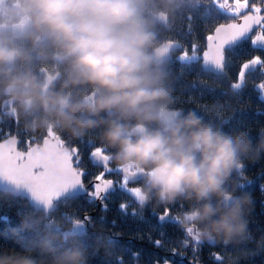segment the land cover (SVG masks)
I'll use <instances>...</instances> for the list:
<instances>
[{
    "label": "clouds",
    "instance_id": "9594fccd",
    "mask_svg": "<svg viewBox=\"0 0 264 264\" xmlns=\"http://www.w3.org/2000/svg\"><path fill=\"white\" fill-rule=\"evenodd\" d=\"M182 2L0 0V118L102 148L136 203L162 206L185 246L209 245L213 264H255L264 233L250 227L246 161L264 152V126L254 136L177 103L172 28ZM17 187L34 211L22 215V239L0 243V264H89L85 223L52 216L47 200Z\"/></svg>",
    "mask_w": 264,
    "mask_h": 264
},
{
    "label": "trees",
    "instance_id": "16d2710c",
    "mask_svg": "<svg viewBox=\"0 0 264 264\" xmlns=\"http://www.w3.org/2000/svg\"><path fill=\"white\" fill-rule=\"evenodd\" d=\"M254 2L258 3V0H249V4ZM212 7L214 11L209 15ZM231 19L232 14L210 5L207 0H183L180 4L172 28L174 41L183 45V49H176L172 56L175 94L177 103L185 107L202 106L209 116L218 120L227 119L229 124L225 127L247 128L255 136L259 127L264 126V96L256 87L264 77H261L259 69L247 72L245 85L237 92L231 90L229 84L235 81L241 62L254 56L264 58V45L253 44L254 35H251L226 48L225 55L231 60L227 77L205 71L200 57L207 43L209 28ZM192 44L197 45L199 59L181 61V51L186 49L191 55ZM9 134H17L21 138V148L42 142L48 136H58L51 129L45 135L39 129L35 132L27 130L23 121L2 117L0 139ZM58 137L71 148H76L78 144L79 167L91 168L87 159L88 143L65 141ZM246 164L247 177L253 181L248 190L256 202L249 217L250 227L259 237L264 233V193H261L260 187L264 184V152L260 159H249ZM111 178L119 183L121 176L113 171ZM84 180L89 182L87 178ZM131 185L132 182L125 178L124 187L128 191L123 192L119 188L110 190L101 207L89 194H85L62 199L58 208L51 212L58 218L68 214L85 222L87 233L83 240L88 249L89 264H190V260L194 264H213L209 245L190 241L185 246L182 242L185 234L181 228L168 217L161 219L162 206L153 207L149 203L141 208L130 195L136 191ZM89 191H92L91 187ZM31 211L34 208L25 197L0 191V243L10 244L22 239L24 233L19 227L22 215ZM255 264H264V254L255 258Z\"/></svg>",
    "mask_w": 264,
    "mask_h": 264
},
{
    "label": "snow or ice",
    "instance_id": "6c2138e0",
    "mask_svg": "<svg viewBox=\"0 0 264 264\" xmlns=\"http://www.w3.org/2000/svg\"><path fill=\"white\" fill-rule=\"evenodd\" d=\"M207 2L232 14L230 22L217 23L209 28L206 48L202 54L205 66L211 65L217 75L227 77L231 60L225 55L226 45L230 48L249 33L254 25L258 26L259 31L253 37V44L264 43V0L251 4L249 0H234L232 3H229V0H207ZM213 11L212 7L208 14L210 15ZM175 48L183 49V45L175 42ZM179 59L181 61L198 60L197 45L192 44L191 55L188 50H182ZM257 69L261 77H264V58L260 56L241 62L235 74V81L229 84L230 89L234 92L241 90L245 85L246 73L255 72ZM256 87L264 96V79ZM14 143V140H8L0 145V174L8 175L12 179H25L30 182L38 196L54 195L63 187L82 186L84 178L89 180L92 188V191L88 193L91 199L103 201L106 194L116 188L123 192L128 191L124 187L125 178L121 177L119 183L112 180L113 170L106 163L107 157L103 155V149L100 147H94L91 144L87 146V159L91 168H84L79 167L80 150L66 148L63 140L58 137H52L51 140L45 141L42 148L30 149L26 154L16 152L13 148ZM98 154H101L105 163L98 161ZM36 167H40L42 171L34 173L33 169ZM104 207L106 208V205ZM154 243L160 246L159 243Z\"/></svg>",
    "mask_w": 264,
    "mask_h": 264
},
{
    "label": "water",
    "instance_id": "95a60500",
    "mask_svg": "<svg viewBox=\"0 0 264 264\" xmlns=\"http://www.w3.org/2000/svg\"><path fill=\"white\" fill-rule=\"evenodd\" d=\"M230 22V21H228ZM225 23V22H223ZM254 29H257V31H259L258 26L254 25L253 29L247 33L246 35H244L242 38H240L239 41L235 42L233 45L238 44L240 41L248 38L250 36V34L253 32ZM256 31V32H257ZM260 45H264V43H258ZM228 46H225V49ZM206 48V47H205ZM224 49V51H225ZM205 50V49H204ZM203 50V51H204ZM203 51L201 53V58H202V54ZM202 65L205 71H211L213 73H215V70L212 69L211 65H207L205 66L203 63V59H202ZM52 137H47L45 138L41 143H33L31 145H28L26 149H22L19 148V142H20V137H18L16 134H10L8 136H6L3 139H0V145H3L4 142L8 141V140H14L15 143L13 145V148L16 152H20V153H24L26 154L30 149H37V148H42L44 146L45 141L51 140ZM66 148H69L68 146L64 145ZM98 156H101V154H98ZM40 171H42V169L40 167H36L33 169L34 173H39ZM26 184L29 186L30 190L32 193H34L35 195H37L34 191H33V187L31 186L30 182L26 181L23 178H17V179H12L10 178L8 175L5 174H0V190L4 191V192H10L13 193L15 195H21V196H25L29 202L30 205H32L30 199H29V191L26 190L23 187H17L18 185H23ZM17 185V186H14ZM88 184H86L83 180V184L82 186H76V187H63L61 189H58L54 195L51 196H39L45 200H47L50 205H51V211H54L57 208V202L65 197H71V196H76V195H80V194H85L88 191ZM38 196V195H37ZM98 202V205L100 206L102 201L100 199H95ZM33 206V205H32ZM161 218H164L163 215L161 216ZM190 264H194L193 261H189Z\"/></svg>",
    "mask_w": 264,
    "mask_h": 264
},
{
    "label": "rangeland",
    "instance_id": "374dc122",
    "mask_svg": "<svg viewBox=\"0 0 264 264\" xmlns=\"http://www.w3.org/2000/svg\"><path fill=\"white\" fill-rule=\"evenodd\" d=\"M232 2H234V0H229V3H232ZM54 136V135H53Z\"/></svg>",
    "mask_w": 264,
    "mask_h": 264
},
{
    "label": "bare ground",
    "instance_id": "6f19581e",
    "mask_svg": "<svg viewBox=\"0 0 264 264\" xmlns=\"http://www.w3.org/2000/svg\"><path fill=\"white\" fill-rule=\"evenodd\" d=\"M163 217H164L163 219H165V218H166L164 215H163Z\"/></svg>",
    "mask_w": 264,
    "mask_h": 264
}]
</instances>
